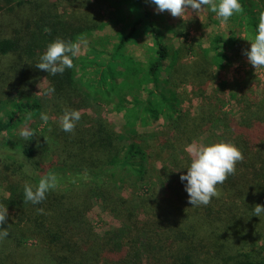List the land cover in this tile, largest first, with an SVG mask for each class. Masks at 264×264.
Here are the masks:
<instances>
[{"label":"trees","instance_id":"obj_1","mask_svg":"<svg viewBox=\"0 0 264 264\" xmlns=\"http://www.w3.org/2000/svg\"><path fill=\"white\" fill-rule=\"evenodd\" d=\"M239 2L243 14L187 63L191 49L169 48L160 33L177 36L178 26L146 0H119L116 12L109 0H0V205L8 214L0 230L9 233L0 264H264V214L253 216L264 205V100L249 76L232 87L217 82L227 50L240 35L250 42L264 11V0ZM109 23L116 32L94 39ZM145 30L152 46L138 60L128 45ZM80 36L89 43L73 68L55 76L35 68L48 44ZM183 85L199 100L196 112L184 105ZM48 87L55 92L43 95ZM106 102L122 117L119 130L103 116ZM65 108L81 113L72 133L59 126ZM25 127L35 134L28 141ZM206 133L244 159L217 186L219 197L191 206L179 177L190 164L186 147ZM49 173L56 188L41 204L25 203V182L35 188ZM94 201L120 227L98 235Z\"/></svg>","mask_w":264,"mask_h":264},{"label":"clouds","instance_id":"obj_2","mask_svg":"<svg viewBox=\"0 0 264 264\" xmlns=\"http://www.w3.org/2000/svg\"><path fill=\"white\" fill-rule=\"evenodd\" d=\"M155 6L156 13L168 12L173 18L184 19L186 15L210 11L215 14L221 24L226 25L231 17L243 14L244 9L239 0H148ZM88 40L84 36L77 38L75 42L64 41L57 38L46 47L45 52L39 57L35 68L55 76L63 74L66 69L74 67L73 58L83 54L88 47ZM250 48L243 54L253 69H264V11L258 17L255 33L250 37ZM46 79V78H44ZM55 92L54 87H48L42 93L51 95ZM26 119H31L28 113ZM50 117L46 112L40 114V120L47 124ZM81 119L79 110L65 108L59 117V126L66 133L74 132L76 122ZM19 135L26 141L33 138L34 132L25 127L20 130ZM190 158L186 175L179 177L185 182L184 190L188 195V203L191 206H207L213 197H219L217 188L222 185L230 175H234L236 165L242 162L243 153L231 143L219 142L210 145L192 143L185 149ZM57 176L49 173L41 176L38 185L24 184V202L33 205L41 204L46 199V194L56 188ZM38 214H43L44 209L38 208ZM264 214V205L257 204L253 209V216L259 217ZM7 209L0 205V225L6 223ZM9 235L7 228L0 230V241Z\"/></svg>","mask_w":264,"mask_h":264},{"label":"rangeland","instance_id":"obj_3","mask_svg":"<svg viewBox=\"0 0 264 264\" xmlns=\"http://www.w3.org/2000/svg\"><path fill=\"white\" fill-rule=\"evenodd\" d=\"M111 1L112 8L117 11L119 0H109ZM147 9H149L155 17H161V21L166 24L172 22L175 23L178 28L177 36L172 35L160 28V33L162 41L165 45L172 49H179L181 44H184L187 49H191L192 54L185 56L183 60L187 63H191L197 60V56L200 53L199 49H206L211 38L217 35H224L229 29V23L226 25L221 24V22L216 18L215 14L210 11H205L196 14L195 12L191 15H186L184 19L173 18L168 12L156 13L155 6L151 5L148 0H146ZM103 11V10H102ZM120 14V13H119ZM121 15V14H120ZM120 26V25H119ZM116 32V28L113 24H106L104 27L93 33V38H106L112 36ZM152 46V36L147 30L141 31L136 38H134L128 45V52L134 55L138 60H143L146 55V49ZM250 48V43L244 35L238 37V41L235 42L234 46L227 50V62L225 64V69L218 75L217 82H227L230 87L234 86L235 83H244L245 77H248L250 87L257 95L258 99L264 100V69L256 70L247 62V57L243 54L247 49ZM213 83L208 85V92L212 90ZM214 88V87H213ZM42 86H38L37 93H40ZM181 90L185 95H187V100H185V106L191 108V112H196L199 100L194 96L192 87L189 85L181 86ZM103 116L108 118L115 124L117 130L123 125V120L120 114L114 112L112 106L106 102L102 106ZM162 125V121L155 122L151 125L153 130H159ZM210 133H206L199 138L196 142L200 145H210L212 144L209 140ZM4 152V151H3ZM11 153V151H10ZM0 194L6 196V193L0 189ZM8 215V214H7ZM8 216L6 217L7 220ZM89 220L93 226L94 231L98 235H103L108 230L117 229L120 227V222L118 219L112 217L111 214L105 212L100 206L99 202H93V209L89 215ZM31 241H27L26 247L33 249Z\"/></svg>","mask_w":264,"mask_h":264}]
</instances>
